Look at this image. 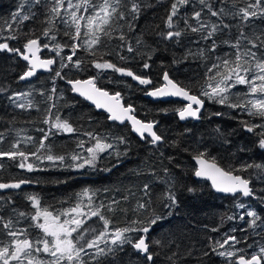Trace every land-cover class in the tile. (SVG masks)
<instances>
[{"label": "trees", "instance_id": "1", "mask_svg": "<svg viewBox=\"0 0 264 264\" xmlns=\"http://www.w3.org/2000/svg\"><path fill=\"white\" fill-rule=\"evenodd\" d=\"M100 2L93 0L96 4ZM173 2L121 0L118 11L125 14V19L117 17L112 20V38L102 37L100 45L96 46L95 55H90L91 50L83 45V40L87 38L82 37L77 41L81 47L73 57L74 61H81L79 68L69 64L61 69V62L68 63L66 57L72 54L73 43L64 33L73 32L74 29L57 22L52 33L56 37L53 41L41 35L46 27L41 23L45 19L44 5L32 8L36 12L35 18L18 24L12 22V15L18 10L28 14V0H0V43L7 42L11 47L21 49L29 35L40 37L41 44L50 45L47 49L41 47V57L54 59L56 63L52 68L61 71L64 77H55V71L37 72L29 80L21 81L19 77L26 69V64L16 53L0 51V89H4L0 91V134L3 136L0 139V152L14 151L12 145L17 141L19 150L26 154L36 152L43 138L40 130L49 132L46 147L37 153L41 159L29 155L27 162L33 164L34 170L20 168L22 161L19 157H0V183L31 181L18 189L0 190V217L4 221L11 220L14 228L24 229L31 240L38 239L42 233L30 219L35 209L28 196L37 197L42 208L58 213L75 206L76 194L87 188L96 193L92 207L101 204L106 206L101 208V212L112 221L110 228L131 226L132 220L144 222L137 226H146L148 219L161 217L147 234H127L132 239L145 235L150 251L155 254L153 264H172L166 259L172 252L178 253L175 264H234V258L221 257L211 251L214 241L222 242L232 235L239 243L233 247L230 242L220 251L242 250L237 251V255L250 257L264 247V203L259 199L264 196V172L255 168L240 170L243 165H264V149L258 146V136L246 131L241 123L250 121L259 124L261 120L249 116L244 110L218 104L207 97H201L204 104L197 120H180L176 109L181 107V102L172 99L151 100L143 96L146 90L161 84V76L165 72L175 83L199 95L208 68L217 63L218 58L230 56L234 51L224 41L234 42L241 30L250 38L264 33V17L254 18L244 25L230 14L244 6L243 3H237L233 8V0H225L224 4L209 0L215 9L225 8L229 14L222 19L230 25V28L215 35L213 39L217 47L215 51H210L212 40L202 39L200 33H191L184 25L185 19L195 25L191 16L194 11L201 9L198 0H189L188 4L179 6L177 16L173 18V30H180L183 34L171 40L161 37L160 33L169 30L165 20ZM132 3L140 6L138 14L130 11ZM21 5L25 7L21 9ZM80 14L86 16L89 13L81 9L78 12ZM202 18L206 23L219 22V18L210 16L206 9ZM6 22H12L11 30L7 29ZM84 23L81 21V24ZM121 33L125 36L123 41L118 39ZM9 35L18 38L8 40ZM55 44L67 45L60 50V56L52 50ZM129 46L133 49L131 52L127 50ZM201 51L204 52L203 56L200 55ZM254 51L260 55L264 49ZM94 60L108 61L152 83L140 86L132 77L114 69H97L93 66ZM145 63L149 65L148 68L144 67ZM84 78H94L96 86L109 93H120L122 105L130 106L137 119L154 122V131L162 136V141L153 145L146 137L140 140L125 123L108 121L103 112L94 110L82 99L72 95L65 81ZM247 92V85L236 84L230 89V101L238 102ZM14 93H29L27 101H31L33 107H15L9 100ZM27 101L21 99L17 102ZM57 115L67 120L76 131L59 132L50 129V124L43 123L46 117L52 122ZM88 132L103 138L113 147L98 155L95 167L77 169L74 165L82 161H73L72 155L87 158L86 149L95 143L85 135ZM28 137H32V140L29 141ZM121 137L123 143L118 139ZM81 141L84 142L83 148L78 147ZM49 149L52 155L64 156L65 160L43 159L49 154ZM197 151H206L208 158H215L221 168L234 170V175L249 179L254 195H221L213 192L205 180L193 178L194 164L191 158ZM145 184L149 185L147 193L144 191ZM169 193L174 195L175 204L167 199ZM113 200L119 203L112 205L113 211H108L107 205ZM138 202L146 203L148 207L138 209ZM84 203L86 205L87 201ZM239 204L244 207H238ZM249 210L256 211L261 217L256 227L248 226L251 218L246 213ZM83 211L87 213L88 207H84ZM20 212L28 215L21 217ZM229 216L233 219L229 220ZM241 216L244 219H240ZM102 227L98 217L86 218L82 226L85 229ZM9 239L0 224V243H8ZM156 240L162 241L166 247L156 245ZM123 249L119 253L122 264H129L130 261L131 264H146L143 256L136 253L131 245L125 244ZM205 252L208 255H204ZM41 255L45 260L51 259ZM101 260L102 264H108L107 259Z\"/></svg>", "mask_w": 264, "mask_h": 264}, {"label": "snow or ice", "instance_id": "2", "mask_svg": "<svg viewBox=\"0 0 264 264\" xmlns=\"http://www.w3.org/2000/svg\"><path fill=\"white\" fill-rule=\"evenodd\" d=\"M218 2L224 4L225 0H218ZM188 3L189 0H174L171 4V11L165 20V26L169 30L160 33L163 39L171 40L183 34L180 30H173L175 28L173 18L177 16L179 6ZM198 3L201 5V9L194 11L191 16V20L196 22L195 25L190 23L189 19H185V28L191 33H200L201 38L204 40H212L210 51H215L217 44L213 38L223 29L230 28V25L224 23L222 19L224 15H228L229 13L223 7L215 9L209 3V0H198ZM237 3H243L244 6L239 7L237 11L230 14L242 24L247 25L254 18L264 17V0H233V8L236 7ZM120 4L121 0H101L98 4L93 3V0H76L75 3H73V0H28V14L18 10L13 13L12 22L19 24L35 18L36 12L32 11V8H38L44 5L45 19L41 23L45 24L46 27L43 28L41 35L54 41L56 37L52 33L56 28L57 22H61L74 29L73 32L64 33L73 41L71 44L72 54L66 57L68 63L61 62L60 67L63 69L68 67L69 64H73L79 68L81 61L73 60L76 50L81 47V44L77 43V41H80L82 37H86L87 39L83 40V45L86 46V49L91 50L90 55H95L96 46L100 45L102 37L112 38V20L117 17L121 20L125 19V14L118 11ZM24 7L25 5H21V9ZM81 9H83V12L89 14L86 16L83 14L78 15ZM205 9L210 16L219 18V22L206 23L202 18V13ZM130 11L138 14L140 12V6L137 3H132ZM81 21H85V23L81 24ZM12 22H6L8 30L12 29ZM82 28L84 29L83 32L81 31ZM17 38L16 35H9L7 37L8 40H15ZM118 39L121 41L125 39L123 33L119 35ZM137 42L139 43V41ZM224 43L228 44L234 51L230 56L218 58V62L208 68L206 81L199 95L192 94L191 89L175 83L169 78L167 72L163 76L165 81L164 86L155 88L148 95L153 97L176 96L186 100L188 103L185 106L176 109L181 120L188 117L199 118L198 114L204 104L201 97H207L209 100L230 108L244 110L249 116L261 120L259 124L250 121H242L241 123L246 131L258 136V146L264 149V52L258 55L257 51H254V49H264V33L250 38L241 30L239 35L235 37L234 42L225 40ZM66 46L55 44L52 50L56 52L57 56H60V50ZM41 47L47 49L50 45L46 43L41 44L40 37L34 36V34L28 36L23 45V49L13 48L7 42L0 43V51L16 53L28 62V68L19 77L20 80H25L35 75L37 69L55 71V77L64 79L61 71L54 70L51 67L56 63L54 59H40L37 55ZM127 50L131 52L133 49L129 46ZM200 55L203 56L204 52L201 51ZM121 58L123 59V57ZM100 59L103 60V57ZM93 66L97 69H114L116 72L138 80L140 84L152 83L151 80L134 75L132 71L117 67L108 61L98 62L94 60ZM144 67L148 68L149 65L145 63ZM68 83L72 86L73 92L79 93L85 99L91 100L97 108H104L110 114L108 119L121 122L124 120L130 121L133 131L138 133L142 139L145 138V133H147L153 145L162 141V136L154 131V124L152 122H143L137 119L134 115H131L133 109L130 106L124 107L120 104V93L110 95L109 92L96 86L94 78L88 80H69ZM236 84L247 85L248 92L238 102H231L229 92ZM0 91H4V89H0ZM52 91L55 92V88ZM29 95V93H14L13 96L9 97V100L15 107L27 109L33 107L31 101H27ZM21 99L27 101V103H18L17 101ZM48 111L51 112V109ZM216 115H221V113H216ZM43 123L50 124V129H55L59 132L72 133L76 131L67 120H63L58 115L52 122L46 117ZM257 129H260V131L257 132ZM40 131L43 132V138L39 141L40 147L36 152L26 154L24 151L19 150V141H17V143L12 145L14 151L0 152V157L6 156L10 159L19 157L22 161L19 164L20 168L26 167L28 171L34 170L33 164L27 162L29 155L40 160L41 156L37 153L46 147L45 141L49 136V132H44L43 129ZM85 135L93 139L95 143L92 147L86 149L88 153L87 158L81 157L78 154L72 155L71 159L73 161H82L74 165L77 169L84 168L85 166L95 167L98 155L113 147L112 144L106 143L103 138L96 136L92 132L85 133ZM2 138L3 136L0 134V139ZM27 139L31 141L32 137H28ZM118 139L121 143L124 142L122 137ZM83 146L84 142L81 141L78 147L83 148ZM43 159L63 162L65 157L54 156L49 149V154L45 155ZM192 159L195 160L197 165L194 175L197 177H206L211 180L213 188L217 191L231 194L240 193L245 197L254 195V190L250 187L249 179L240 175H234V170L221 168L215 158H208L206 151H197ZM249 168H255L264 172V165L260 164L243 165L240 170L244 171ZM165 172H167V169H165ZM30 182L28 180H20L13 183H0V189H18L22 184ZM148 190L149 185L145 184V193ZM189 191H192V189H189ZM95 195V192L85 188L76 194L77 202L75 206L58 213H54L48 208H42L37 197L28 196L27 199L35 209V213L30 216V219L33 221V226L38 228L42 235L36 240H31L24 229H16L11 220L4 221L0 217V224H2L5 230V235L10 238L8 243H0V264H102L101 258L107 259L108 264H122L119 253L123 252V245L125 244L131 245L136 253L142 255L146 264H153L155 254L150 251V245L146 241L145 235H140L137 239H132L127 234H147L151 226L155 225L161 217L154 216L148 219L146 226H137L143 225L144 222L132 220L130 221L131 226L113 229L110 228L112 221L101 212V208L106 206L101 204L98 207H92ZM124 199L126 200L127 197H124ZM167 199L171 200L172 204L176 203L175 197L171 193L167 195ZM259 199L264 203V196H261ZM85 200L87 201L86 205L84 203ZM118 203L115 200L111 201L107 205V210L113 211L112 205ZM84 207H88L89 211L87 213L83 211ZM147 207L148 205L146 203H137L138 209H146ZM238 207L243 208L244 205L239 204ZM26 215L28 214L24 212L19 213L21 217ZM246 215L251 218L248 225L250 228L256 227L257 221L261 220V217L254 210L247 211ZM90 217H98L102 221V229L82 228L85 219ZM228 219L231 220L233 217L229 216ZM240 219H244V216H241ZM213 231H216V229H213ZM230 242H232L231 246L233 247L235 243H239L234 235L227 236L222 242L214 241V246L211 247V251L221 257L234 258L235 264H264V247L259 249L258 254L253 253L250 257L237 255V251L242 250L220 251V249L225 248V245H229ZM154 243L161 248L166 247L160 240H156ZM41 253L51 257V259L45 260ZM204 255H208V253L205 252ZM177 256V252H172L170 256H166V259L171 261L172 264H175V258ZM129 264H131V261Z\"/></svg>", "mask_w": 264, "mask_h": 264}, {"label": "water", "instance_id": "3", "mask_svg": "<svg viewBox=\"0 0 264 264\" xmlns=\"http://www.w3.org/2000/svg\"><path fill=\"white\" fill-rule=\"evenodd\" d=\"M21 49H23V46L21 47ZM40 52H41V49H40V51L37 53V55L40 57V59H49V58L41 57ZM16 55H17V57H18L21 61H23V62L26 64V69L24 70V71H26L27 68H28V62L25 61V60L22 58V56H20V55H18V54H16ZM29 55H30V54H29ZM51 67H52V66H51ZM24 71H23V73H24ZM37 72L44 73V72H49V71L44 70V69H37L36 73H37ZM23 73H22V74H23ZM22 74H21V75H22ZM21 75H20V76H21ZM33 76H34V75H33ZM163 76H164V74H162V76H161V84H160L159 86H157V87H162V86H164L165 81H164V79H163ZM31 77H32V76H31ZM31 77H28L27 79H25V80H21V81L29 80ZM88 79H90V78H84V79H79V80H88ZM75 80H77V79H75ZM133 80H134L136 83L140 84L138 80H135V79H133ZM68 81H69V80H68ZM68 81H65V84L68 86V88H69V90H70V93H71L72 95L77 96V97H79L80 99H82L87 105L93 107L94 110L99 111V112H103V113L106 115L108 121H110V122H115V123H117V124H123V123H125V124L129 127L131 133H133L136 137H138L140 140H142L141 136H140L138 133H136L135 131H133V129H132V125H131V122H130V121H128V120H124L123 122H121V121H113V120L108 119V117H109L110 114H109L104 108H97V107L95 106V104H94L91 100L85 99V98H84L83 96H81L79 93L73 92V91H72V86L68 83ZM140 86H144V84H140ZM157 87H154V88H151V89L146 90L145 93L143 94V96L146 97V98H148V99H151V100H165V99L179 100V101H181V102L184 103V106L188 103V102H187L186 100H184L182 97H176V96L153 97V96H151V95H148L149 92L153 91V90H154L155 88H157ZM100 89H101V88H100ZM109 94H110V95H115L116 93H109ZM120 104L122 105L121 100H120ZM123 106H124V105H123ZM124 107H129V106H124ZM194 107H195V106H194ZM131 115H133V114L131 113ZM177 117L179 118V115H178V114H177ZM179 119H180V118H179ZM186 119H189V120H197V118H192V117H188V118H186ZM152 123L154 124V122H152ZM145 137L148 138V139L151 141V138L147 135V133H145ZM191 160H192V162H193V164H194V171H193V174H192V177H193V178H195V179L205 180V181L209 184L211 190H212L213 192H215V193H218V194H221V195H234V194H231V193H224V192L217 191L215 188H213L211 180L207 179L206 177H197V176H195V175H194V172H195V169H196L197 165H196L195 160H193L192 158H191ZM15 182H18V181H15ZM7 183H13V182H7ZM23 185H24V184H22L21 186H23ZM6 189H13V190H14V189H17V188H5V189H0V190H6ZM236 194H237V193H236ZM239 194H240V193H239ZM241 195H242V194H241ZM242 196H243V195H242ZM223 264H226V263H223ZM234 264H235V259H234Z\"/></svg>", "mask_w": 264, "mask_h": 264}, {"label": "flooded vegetation", "instance_id": "4", "mask_svg": "<svg viewBox=\"0 0 264 264\" xmlns=\"http://www.w3.org/2000/svg\"><path fill=\"white\" fill-rule=\"evenodd\" d=\"M140 85V84H139ZM159 86V85H158ZM172 100H174V99H172ZM176 101H179V100H176ZM179 102H181V101H179ZM184 106V103L183 102H181V107H183ZM180 107V108H181ZM179 119V118H178ZM181 120V119H180Z\"/></svg>", "mask_w": 264, "mask_h": 264}]
</instances>
